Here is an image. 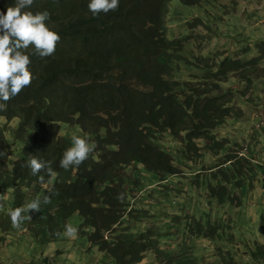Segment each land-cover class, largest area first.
Here are the masks:
<instances>
[{
	"label": "trees",
	"instance_id": "16d2710c",
	"mask_svg": "<svg viewBox=\"0 0 264 264\" xmlns=\"http://www.w3.org/2000/svg\"><path fill=\"white\" fill-rule=\"evenodd\" d=\"M173 1L201 7L206 0H120L117 11L98 17L88 10L89 0H34L25 9L48 11L46 25L61 40L50 57L33 54L32 46L24 50L34 79L0 112V151L6 153L0 156L2 243L24 234L43 245L59 242L78 216L77 236L105 254L108 264H143L147 252L161 246L159 236H173L180 250L175 257L156 256L160 264H212L197 255L193 239L212 244L226 239L229 219L203 223L186 214L181 242L175 229H156V239H149L150 229H136L149 210L130 205L144 189L143 171L163 182L182 174L185 163L212 154L218 164L194 177L207 184L208 199L236 208L246 191L259 187L264 193L262 163L231 150L237 144L220 133L253 89L251 75L264 62V43L255 53L244 47L236 56H198L190 48L197 23L186 21L185 34L169 37ZM14 3L0 0V13ZM73 134L95 148L78 168L64 170L59 161ZM166 136L177 141L176 157L164 149ZM32 156L51 162L58 176H33L27 167ZM44 196L52 202L14 228L9 211ZM243 253L247 258L240 261L230 250H217L212 259L264 264V245L249 253L244 247ZM42 258L30 264H54L51 257Z\"/></svg>",
	"mask_w": 264,
	"mask_h": 264
},
{
	"label": "rangeland",
	"instance_id": "374dc122",
	"mask_svg": "<svg viewBox=\"0 0 264 264\" xmlns=\"http://www.w3.org/2000/svg\"><path fill=\"white\" fill-rule=\"evenodd\" d=\"M170 4L173 5L168 15L169 37L178 38L185 34L189 22L197 23L190 48L198 56H236L244 47H251L252 53H255L257 46L264 43V0H206L201 7L185 6L178 1ZM251 77L254 86L238 104V117L221 128L220 133L237 144H233L231 150H237L240 156L248 155L254 162L262 163L264 168V62L257 72H252ZM233 80L238 82L236 77ZM2 121L0 119V123ZM176 142L168 136L162 141L164 149L170 150L174 157L177 156ZM217 161V156L206 154L195 164L185 163L182 174L168 176V180L163 182L153 173L143 171L144 189L137 193L130 205L135 209L149 210L150 217H144L136 229H150L153 233L148 237L152 240L156 239V229H175V238L179 243L187 235L183 223L186 214L203 223L208 219L222 222L229 219L230 229L226 239H218L214 244L202 238L193 239L197 255L202 259H211L212 264H218L212 259L217 250L224 253L230 250L243 261L247 258V254L243 253L244 247L249 253L254 245H264V193L259 187L246 191L241 205L236 208L228 204L220 206L206 197L207 184H201L200 177L206 176L209 169L218 164ZM197 175L200 177L194 178ZM79 224L80 218L75 216L72 227L77 228ZM159 238L161 246L153 247L151 254H146L143 264H160L161 260L156 256L175 257L180 253L173 236ZM32 239L28 234L15 235L6 243L0 239V263L30 264L31 261H41L42 256L51 257L54 264L109 263L105 254L78 236L73 239L65 235L59 242L44 245Z\"/></svg>",
	"mask_w": 264,
	"mask_h": 264
},
{
	"label": "clouds",
	"instance_id": "9594fccd",
	"mask_svg": "<svg viewBox=\"0 0 264 264\" xmlns=\"http://www.w3.org/2000/svg\"><path fill=\"white\" fill-rule=\"evenodd\" d=\"M34 0H15L13 6L7 7L6 11L0 13V112L7 111V102L18 96L25 88L31 85L34 77L29 69L31 64L28 50L33 48V54L40 58L50 57L56 51V46L61 37L55 31L47 27L46 21L50 19L48 11L36 12L25 11L30 8ZM120 0H89L88 10L93 17H98L101 13L107 14L119 9ZM72 146L69 147L59 161V165L64 170L70 167H79L86 161L89 154L94 151L95 145H89L85 138L75 134L71 137ZM6 153L0 151V156ZM27 167L31 169V174L36 176L45 172L51 176H58L51 168V162L39 160L37 157L27 162ZM44 177L40 176L41 182ZM123 200L124 194L118 196ZM51 197L44 196L35 199L24 207H17L10 210L8 215L14 228H21L25 219L31 220L32 215L40 211L41 204H50ZM29 215L25 216L24 213ZM65 235L75 239L78 229L71 225L66 226ZM147 253L151 254V251Z\"/></svg>",
	"mask_w": 264,
	"mask_h": 264
}]
</instances>
